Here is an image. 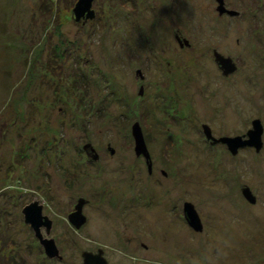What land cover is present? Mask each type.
I'll return each mask as SVG.
<instances>
[{"label": "rangeland", "instance_id": "obj_1", "mask_svg": "<svg viewBox=\"0 0 264 264\" xmlns=\"http://www.w3.org/2000/svg\"><path fill=\"white\" fill-rule=\"evenodd\" d=\"M77 2L0 0V264H264V146L234 156L203 128L261 121L264 144V0H95L80 22ZM35 200L63 261L25 223Z\"/></svg>", "mask_w": 264, "mask_h": 264}, {"label": "water", "instance_id": "obj_2", "mask_svg": "<svg viewBox=\"0 0 264 264\" xmlns=\"http://www.w3.org/2000/svg\"><path fill=\"white\" fill-rule=\"evenodd\" d=\"M94 1L95 0H78L73 10V18L76 19L77 22H80L82 19H94L96 17L95 12L92 10ZM218 2L220 5L218 10L221 15L224 13L232 16L238 15L236 12L229 11L224 7V0H218ZM185 43L188 44L187 41ZM215 58L225 76H228L237 71V66L231 59L225 58L219 53H215ZM253 125V130L248 132L247 137H226L220 140H216L213 138L212 132L208 126H204L203 128L204 133L209 140L214 141L216 144L221 143L226 145L232 155L236 156L239 150L242 148H253L256 149L257 153H259L263 149L264 144L262 139V123L261 121H255ZM133 135L136 141L137 155L144 154L149 157L140 124H136L134 126ZM95 159H98V157L96 156ZM243 196L249 203H256V197L253 195L252 191L249 188H245L243 190ZM85 203L86 201L84 199H81L77 206V212L69 216L70 222L77 229L83 227L87 221V218L83 215L82 212ZM23 214L25 215V223L30 224L33 228L36 238L44 247L46 256L51 260L58 259L60 261H63L64 259L61 256V251L57 248L56 242L53 239H45V236L43 235L44 228L42 227H45L47 234L50 235L53 223L48 217L43 216V206L39 203V201L35 200V202L27 206L23 210ZM184 215L185 220L193 230L197 232L203 231L202 221L194 205L186 203L184 206ZM82 258L83 264H108L102 250L98 251L97 254L93 252H84L82 254Z\"/></svg>", "mask_w": 264, "mask_h": 264}, {"label": "flooded vegetation", "instance_id": "obj_3", "mask_svg": "<svg viewBox=\"0 0 264 264\" xmlns=\"http://www.w3.org/2000/svg\"><path fill=\"white\" fill-rule=\"evenodd\" d=\"M205 126H207V125H205ZM213 136V135H212ZM97 155V154H96ZM97 157H99L98 155H97ZM193 205V204H192ZM195 207V206H194ZM186 221V220H185ZM186 223H187V221H186ZM188 224V223H187ZM94 253V252H93ZM106 258V257H105Z\"/></svg>", "mask_w": 264, "mask_h": 264}]
</instances>
